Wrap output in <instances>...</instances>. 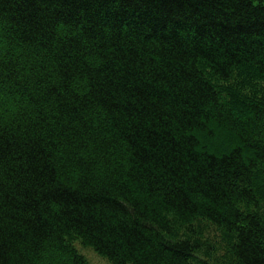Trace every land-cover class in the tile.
Masks as SVG:
<instances>
[{"label": "trees", "instance_id": "16d2710c", "mask_svg": "<svg viewBox=\"0 0 264 264\" xmlns=\"http://www.w3.org/2000/svg\"><path fill=\"white\" fill-rule=\"evenodd\" d=\"M253 82L254 0H0V264H264Z\"/></svg>", "mask_w": 264, "mask_h": 264}, {"label": "rangeland", "instance_id": "374dc122", "mask_svg": "<svg viewBox=\"0 0 264 264\" xmlns=\"http://www.w3.org/2000/svg\"><path fill=\"white\" fill-rule=\"evenodd\" d=\"M259 3L264 4V0H254ZM252 78V77H251ZM253 80H257L254 78ZM231 83H235L234 81H231ZM255 83V86L260 89L257 91L259 95L264 96V82H253ZM258 85V86H257ZM239 88V86H238ZM240 97L243 99L245 98L250 99V91L246 88L241 90ZM201 224V242L203 243V246L211 248L215 250L217 254L222 255L225 251L223 246V242L221 240V233L214 227L209 225V223H198ZM74 247L79 255H81L84 259L85 264H109L108 260L106 258L101 257L100 255L96 254L91 248L84 247L79 243L78 241L74 242ZM210 250V249H209ZM204 256L198 255L197 260L204 259ZM204 261V260H203Z\"/></svg>", "mask_w": 264, "mask_h": 264}, {"label": "bare ground", "instance_id": "6f19581e", "mask_svg": "<svg viewBox=\"0 0 264 264\" xmlns=\"http://www.w3.org/2000/svg\"><path fill=\"white\" fill-rule=\"evenodd\" d=\"M76 241H78L79 243L81 242L80 241V239H77ZM75 241V242H76ZM89 248H91V247H89ZM92 249V248H91ZM210 248H208V247H205V246H203V245H201V246H199L198 247V249H197V251H199V252H197L196 254H200V253H211L212 252V250L210 249ZM93 250V249H92ZM95 252V251H94ZM96 253V252H95ZM97 254V253H96ZM196 257H198V255L196 256ZM195 260V259H194ZM194 262V261H193Z\"/></svg>", "mask_w": 264, "mask_h": 264}]
</instances>
